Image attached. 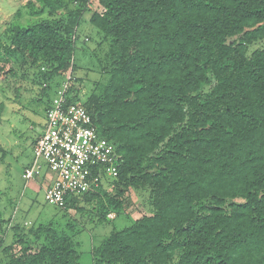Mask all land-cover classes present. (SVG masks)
<instances>
[{"label":"trees","instance_id":"trees-1","mask_svg":"<svg viewBox=\"0 0 264 264\" xmlns=\"http://www.w3.org/2000/svg\"><path fill=\"white\" fill-rule=\"evenodd\" d=\"M37 1L50 19L13 28L0 76L14 74L19 54L46 69V88L73 64L88 0L65 17H56L68 9L63 0ZM97 1L90 22L110 42L109 77L85 102L72 80L67 99L86 108L121 163L117 177L67 197L64 209L111 181L121 197L149 186L153 214L111 231L93 247V264H264V47L248 53L264 40V0ZM6 222L0 211V246ZM68 228L14 227L4 251L20 244L22 253L0 264H81Z\"/></svg>","mask_w":264,"mask_h":264},{"label":"rangeland","instance_id":"rangeland-1","mask_svg":"<svg viewBox=\"0 0 264 264\" xmlns=\"http://www.w3.org/2000/svg\"><path fill=\"white\" fill-rule=\"evenodd\" d=\"M63 1L68 3V9L56 17H65L83 3V0ZM86 3L77 26L78 39L72 64V77L76 79L74 88L80 102H85L93 92L96 93L98 86L106 83L109 77L104 64L107 63L110 42L90 22L92 14L100 13L102 9L97 0H88ZM48 19V8L42 7L37 0H0V52L3 53L4 46L10 44L14 27H26ZM232 40L234 38L229 39ZM262 47L264 40L252 43L248 53ZM11 59L14 74L0 76V103L4 104L0 122V211L8 219V224L6 222L4 225L8 230L0 247V262L22 253L20 244L15 245L11 252L4 251L16 240L14 227L29 234L31 229L39 225H51L58 232L69 234L68 225L71 223L74 226L71 230L74 240L79 243L77 249L81 264H93V247L107 238L111 231L121 230L143 215L153 214L149 203L150 187L128 189L122 198L117 195L119 188L110 181L105 184L104 193L91 200L79 196V201L71 202L66 210L50 204L45 199V184L42 181L36 183V179L27 182L23 172L32 162L35 141L44 128L45 108L51 103L62 81L66 80L69 69L48 81L47 87L43 83L46 87L43 88L39 81L41 72L46 69L39 64L31 66L19 54L13 55ZM5 66L0 61V67ZM109 198L120 200L122 209L114 211L108 207ZM105 210V219L99 220ZM23 241V245L28 244L30 236H25Z\"/></svg>","mask_w":264,"mask_h":264},{"label":"built area","instance_id":"built-area-1","mask_svg":"<svg viewBox=\"0 0 264 264\" xmlns=\"http://www.w3.org/2000/svg\"><path fill=\"white\" fill-rule=\"evenodd\" d=\"M68 69L46 110L32 162L23 172L27 181L38 177L44 161L55 176L45 199L62 208L67 197L95 190L104 179L117 177L121 163L115 146L99 135L86 108L80 102H68L67 89L74 80L72 66Z\"/></svg>","mask_w":264,"mask_h":264},{"label":"crops","instance_id":"crops-1","mask_svg":"<svg viewBox=\"0 0 264 264\" xmlns=\"http://www.w3.org/2000/svg\"><path fill=\"white\" fill-rule=\"evenodd\" d=\"M41 135V134H40ZM39 135V136H40ZM41 168H40V175L38 176V177H36V178H34V179H36V180H34L36 183H38L39 181H42V184H45V191L53 184V182H54V179H55V176H54V174L48 169V167H47V165L45 164V162L44 161H41ZM39 177H42L41 179L39 178ZM29 181V180H28ZM27 181V182H28ZM4 218V217H3ZM5 219V218H4ZM5 220H7L8 221V219H5ZM17 223V222H16ZM7 224H8V222H7ZM19 224V223H18ZM7 228H5V232H4V235L6 234V232H7ZM0 241H1V238H0ZM2 242H1V246H2ZM0 246V247H1Z\"/></svg>","mask_w":264,"mask_h":264},{"label":"clouds","instance_id":"clouds-1","mask_svg":"<svg viewBox=\"0 0 264 264\" xmlns=\"http://www.w3.org/2000/svg\"><path fill=\"white\" fill-rule=\"evenodd\" d=\"M72 66V65H71Z\"/></svg>","mask_w":264,"mask_h":264}]
</instances>
